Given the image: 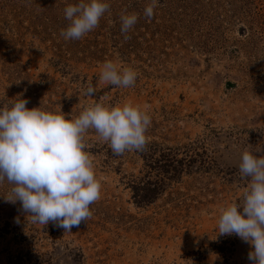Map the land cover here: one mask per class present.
<instances>
[{
    "label": "rangeland",
    "instance_id": "obj_1",
    "mask_svg": "<svg viewBox=\"0 0 264 264\" xmlns=\"http://www.w3.org/2000/svg\"><path fill=\"white\" fill-rule=\"evenodd\" d=\"M79 2L0 0V106L22 98L74 119L131 103L151 118L147 143L117 156L84 134L101 193L71 232L0 196V264H251L254 246L218 235V220L242 203V153L264 156V0H159L151 19V0H105L99 25L65 40L64 9ZM125 11L138 16L126 34ZM106 61L135 70L134 86L100 81Z\"/></svg>",
    "mask_w": 264,
    "mask_h": 264
},
{
    "label": "clouds",
    "instance_id": "obj_2",
    "mask_svg": "<svg viewBox=\"0 0 264 264\" xmlns=\"http://www.w3.org/2000/svg\"><path fill=\"white\" fill-rule=\"evenodd\" d=\"M158 4L159 0H151L145 6V17L151 19ZM109 8L105 0H80L66 6L64 15L69 23L61 30V36L65 40L81 39L99 25ZM137 20V14L122 12L121 32L126 34ZM98 79L128 88L134 86L137 74L130 67L106 61ZM95 94L94 85L84 87V96ZM27 104L26 99L20 98L0 106V185L6 181L11 186L0 196L9 203L19 201L31 223L52 222L71 232L91 218L90 205L100 199L101 193L93 161L84 150V134L89 129L95 130L117 156L126 151H141L147 143L151 118L131 103L89 104L74 119L66 118L62 111L29 109ZM239 172L249 183L242 203L220 209L218 235H237L254 246L248 255L251 264H264V156L258 158L245 150Z\"/></svg>",
    "mask_w": 264,
    "mask_h": 264
}]
</instances>
